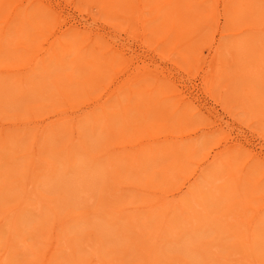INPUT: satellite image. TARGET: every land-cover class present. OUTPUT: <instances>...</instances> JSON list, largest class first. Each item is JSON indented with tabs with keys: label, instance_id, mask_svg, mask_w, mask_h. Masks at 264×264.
I'll return each instance as SVG.
<instances>
[{
	"label": "rangeland",
	"instance_id": "obj_1",
	"mask_svg": "<svg viewBox=\"0 0 264 264\" xmlns=\"http://www.w3.org/2000/svg\"><path fill=\"white\" fill-rule=\"evenodd\" d=\"M36 1H39L41 4L38 2L37 4L40 6L43 5L42 8L50 12L52 17L49 28L35 41L34 45L37 46V49L41 45H47V40L53 33L73 24L77 26V30L73 33L82 38L80 42L82 45L98 40L103 42L104 50L109 51L110 48L112 52H116L118 56L117 66L97 90L85 96L77 97L75 100H71V102L68 103L55 104L54 102L56 101L54 100L56 98L54 100H42L50 104V107L39 109L36 115L33 116L28 115L27 112H21V114L18 115L15 114L17 112L15 110H6L5 114L2 116L0 115V123L8 126L13 123H21L33 119L41 120L63 109L75 110L94 100L96 97L106 92L111 86L114 89L120 90V93L107 103L108 111L112 112L115 108L120 106L121 102H125L128 85L141 79V81H144L149 87H152L156 83L166 86L167 91L164 95L169 96L170 101L175 103V107H181L179 111L188 110V113L191 111L195 119L180 130H155L152 134L140 137L134 142L147 137L157 136L161 138V141L152 145L157 150H162L170 145L176 144L173 142L176 140H179L177 142L185 148L187 153L188 149L194 146H197V150L194 156L190 158L192 161L191 164H189V167L183 172V176L178 179L177 183L172 186H152L150 192L147 191L146 193L140 190V184L148 178L153 180L154 175L152 172L168 164V161L159 157L157 162L153 163V161L147 160V158L150 157V154H148L149 151L146 153L144 152L140 156H142V159H145L142 164L147 170L141 173V178L139 175L131 174L129 171H121V179L117 184L111 186L109 190L106 191L107 196L100 199V196L94 195L95 201L93 203V198L92 200L84 201L76 197L78 190H76L77 187L74 185V179L76 177V172L81 170V164L87 169L91 168L92 170L99 171L96 174L103 175L106 173L108 163L102 161L101 156L115 146L114 143L118 144L119 142V140L110 141L108 138L105 139L103 138L104 135L99 136L100 131L95 132L92 129L91 125L93 124V119L100 118L103 111L102 109H97L94 113L82 119H78L76 122L70 119L59 121L52 126L46 127L39 133H37L34 128L32 129V127H9L4 131L7 140L13 139L10 137L11 134H17V137L21 139L19 142H22L25 140V133H27L30 136V147L33 148V142L39 139L35 147L37 151H40L41 160L34 163L36 175L38 173L47 172L46 167L50 162L53 167L55 166L56 176L51 180L52 175H42L35 180L34 183L28 185L31 191V193L29 192L28 201H32L33 204L24 209L21 216L18 218L19 236L17 237L18 234H15L18 240L14 241V243H20V245L14 249L18 251L16 254L12 253V249L6 246V244L10 242L9 236L11 233L8 229V224H6L9 218L3 220V215H0V254L3 255L4 259L7 258L8 264L9 262L10 264H43L41 256L45 257V254L51 249L55 241L57 250L53 252L50 264H71L74 260L84 255L85 262L81 264H148L147 259L140 256L143 251L138 250V254L132 247L128 248L132 244L129 238L127 239L125 237V240H121L116 235L110 234L109 236L107 233L117 229L119 224H124L128 221V215L139 214L142 218L141 221L145 220L150 214V210L135 211L133 208L156 201L160 193L167 192L170 194L173 191H177L199 168V165L205 160L209 151L214 148L217 150V148L220 147L222 155L217 158L216 161L208 163L204 168L203 176L198 181L199 184L192 188L197 193L206 192L208 180L211 182L214 181V183L217 182L218 184L222 178L219 176V174L221 173L222 175L223 172V167H221L222 163L228 160L229 156L239 153L242 156L241 164L250 161L246 169L247 172L251 171V173H253L250 174V176L252 175L251 177H253L254 180L258 177L261 179L264 178V159H251L255 150H264V120L261 121L256 114L246 112L243 104L234 97H229V95H227L229 92H226V86L223 83V76H218L228 65L227 62L230 60L228 47L248 35L254 36V34H256L251 31H246L243 34H236L251 27L252 24L249 22H241L239 19L234 20L232 7L224 10L226 0H210L207 3L209 8L206 7L208 10L206 13L209 14V17L213 16L214 22L211 26L206 27L204 31L208 34V37L199 44L192 57L186 58L182 57V53L185 51V48H187L184 42L189 38L188 35L183 41L178 40V44H173L171 43V38L173 36L172 31L165 30L155 35L145 26V23L140 18H136L132 21L129 20L124 23H117V20L108 18L106 9L102 4L94 0L86 2L84 0ZM228 1L229 0H227V2ZM244 1L253 3L255 8L257 5L264 6V0ZM28 2L29 0H11L8 7L5 9L4 15L0 17V27L6 24V21L12 17L15 11H20L24 6L28 5ZM52 11H55L56 15ZM148 17L149 14H146L145 18ZM253 18L258 19L257 13ZM218 23L221 26L220 30L217 27ZM9 25L10 28L16 26L14 20ZM262 26L263 25H260V27ZM221 32L225 33L226 36L222 39V45L219 50L220 54L218 53V55H215L211 43L213 41L215 44H218ZM21 34V32L12 31L9 37L13 38L16 36L18 38ZM257 36H259L258 39L263 37L262 40L264 43V31ZM67 38H69V36ZM34 54L29 55L28 59L18 61L15 64H8V60L4 61V57L0 58V61L3 62V64H0V70L13 71H0V81L6 78L8 79V83L11 84L13 80L21 78L22 75H24L25 80L31 79L41 88V81L46 80L48 84H51V80L56 79L57 73L59 72H71L74 74V77L78 79L84 74L79 69L74 68L76 63L73 64L70 61L72 57L67 58V62L62 65L57 61L55 56L49 52L42 56L44 57L43 60L41 59L34 69H28L21 74L17 73L18 69H22L30 64V60L34 57ZM257 65L258 69L264 68V62L262 61ZM45 67L50 70L48 72V78L44 76ZM260 93L264 95V90H261ZM39 96L43 97V95ZM94 114L97 115L96 118H94ZM99 121L103 124V120ZM154 121L152 120V122ZM200 128H204L205 130L204 132L200 131L196 137L181 139L182 135L192 133ZM54 130L60 132L58 138H62L61 142H64L63 144H74L75 157L70 163L65 159L67 151L64 150L62 143H60L53 134L52 131ZM166 137H169V139L166 140ZM176 137H178V139H176ZM235 142L238 144L236 148L228 147ZM106 143L108 144L104 146ZM132 143L133 142H131V144ZM13 144L14 143H11V141L7 142L8 147ZM51 145L56 146L51 149ZM88 149H91V153L89 152V155L86 157V151ZM131 151L134 152L131 149L127 150L126 153L119 154L129 158L130 155L128 154H130ZM180 151L178 154H180ZM52 152L54 156L50 155ZM118 152L121 151H114L112 153ZM27 155V150L16 152L14 158L11 160L10 166H15L17 162L24 161ZM6 166L8 167L7 164ZM4 167L5 165L0 167V170L3 172ZM214 171L217 172V177L215 175L211 177ZM235 171L236 168L234 167L233 172ZM224 173L227 174L226 172ZM109 175H112V173L109 172L107 176ZM18 179L19 176L16 175L12 178V181ZM104 180L106 181V178H104ZM49 181L50 185L53 183L52 186H49ZM55 183L56 185H54ZM216 186H223L225 190L229 192V187L233 186V183H231V181L226 183L225 181ZM121 187L122 190L119 189ZM262 187L263 188L258 190L254 195L255 200L252 206L255 208L264 207V179ZM25 192L26 191H24V193H22V191L18 192V194L21 195V200L27 195ZM56 198L61 199V202L56 205L54 210L59 212V218L51 209L50 204H48L52 203L51 201L56 200ZM26 201L27 198L22 202V206H24ZM238 201L242 202L243 198H238ZM230 202L231 201H229V203ZM6 204L10 207L9 210L11 206H14V202H6ZM224 204L226 205V201L223 203H210L209 206L206 205L208 210L211 211L210 217L205 215L204 209L201 210L202 206H196L191 201L190 195L185 196L183 206L178 207L177 205L174 208H165V210L173 211L171 217L176 218L174 223H177L179 226H177L179 229L177 230L180 237L178 238V236L176 237L169 232H165L162 237L158 239V248L161 249L158 252V254H160L159 264H170L171 262L178 264V255L183 258V261L187 264H249L247 260L235 259L237 254L222 256L224 251H232L230 250L233 249L232 244L237 240V236H232V233L226 232V229L222 227L225 224L222 222L223 219L221 221V219L217 218L220 211L225 212L228 209V206L223 209ZM41 205L43 206L41 207ZM110 207L113 209L126 208L127 211L122 213V219H118V216L116 213L112 212ZM16 212L11 214L10 219L16 216ZM254 213V210H249L246 213L245 219L251 220ZM199 215H204L205 217L202 216L201 219ZM193 216L198 217V223ZM52 217L53 219L50 220V223L45 228V231H48L49 234L47 242H39L38 235L40 234V230L33 233L34 227L41 224L42 220H47ZM154 223H156V220H150L146 230H151ZM253 226H255L257 230H264V208L259 213ZM244 227L245 230L243 232L247 233L249 228L247 225ZM230 229L232 230V227ZM129 232L134 234L132 231ZM241 236L242 234H239V237ZM90 237L95 238V240H103V245L105 246L102 249V256H100V258L96 256V254H93L90 250L91 248L87 246ZM58 238L60 239L59 242L57 241ZM70 239V243L75 249L74 251H70L65 244H59L60 242L63 243V241H69ZM22 240H24L26 244H32L36 249H40L38 250L40 254L37 256L23 252L25 246L21 244ZM149 240V236L144 237L143 241L147 248L152 244ZM210 240H213L217 245L223 243L229 248L226 250H219L220 246H214L212 248L210 247V250L203 249L202 245ZM135 241H140V239L136 238ZM260 241L261 242L256 245L257 250L250 256L255 260L257 258L264 260V234L260 236ZM153 242H157V240L153 238ZM223 244L220 245L225 247ZM112 248L117 249L115 251L120 254H122L121 251H124L121 249L126 248L128 249V254H122V257L117 259V261L114 260L110 262V256L106 253ZM88 250L90 251L88 252ZM216 251L220 253L217 254ZM174 255L175 258L173 257ZM221 257H225V260L221 259L219 262H216Z\"/></svg>",
	"mask_w": 264,
	"mask_h": 264
},
{
	"label": "bare ground",
	"instance_id": "obj_2",
	"mask_svg": "<svg viewBox=\"0 0 264 264\" xmlns=\"http://www.w3.org/2000/svg\"><path fill=\"white\" fill-rule=\"evenodd\" d=\"M10 1L11 0H0V17L4 15L5 9L8 7ZM84 1L86 2L89 0ZM94 1L102 4L106 9L108 18L117 20V23H124L129 20L132 21L136 18H140L145 23V26L155 35L160 34L165 30L172 31L173 36L171 38V43L173 44H178V40L183 41L188 35L189 38L184 42L187 48H185V51L182 53L183 58L192 57L195 49L198 48L199 44L208 37V34L204 32L206 27L211 26L214 22L213 16L209 17V14L206 13L208 11L206 7L209 8L207 3L210 0ZM37 2L41 4L39 1L29 0L28 5L24 6L20 11H15L12 14V17L6 21V24L3 27H0V58L4 57V61L8 60V64H15L18 61L28 59L29 55L35 53L28 66L17 70V73L21 74L28 69H34L36 64H38L41 59L43 60L44 57L42 56L49 52L54 55L57 61L62 65L67 62V58L72 57L70 61L73 64L76 63L74 68L79 69L84 74L78 79L75 78L74 74L71 72H59L57 73L56 79L51 80V84H48L46 80L41 81V88L40 86H37L35 81L31 79L25 80L24 75H22L21 78L13 80L11 84L8 83V79L4 78L3 81H0L1 116L5 114L6 110H15L17 111L15 114L18 115H20L21 112H27L28 115L33 116L36 115L39 109L50 107V104H47L42 100H54L56 98L54 100L56 101L54 102L55 104L68 103L71 102V100H75L77 97L85 96L90 92L97 90L117 66L118 56L116 52H112L109 47V51L104 50L103 42L98 40H95L96 42L91 41V43L89 42L86 45H82L80 43L82 38L73 33L77 30V26L73 24L53 33L52 36L48 38L47 45H41L37 49V46L34 45L35 41L39 36L46 32L52 19L50 12L44 10L42 8L43 5L40 6ZM230 7H232L234 12V20L239 19L241 22H249L252 24L251 27L236 34H243L246 31L255 32L256 34H254V36L248 35L228 47L230 60L227 62L228 65L218 74V76H223L224 78L223 83L226 86V92H229L227 95H229V97H234L243 104L246 112L256 114L259 116V119L263 121L264 95H261L260 92L261 90H264V68L258 69L257 64H259L260 61L264 62V43L262 40L263 37L258 39L259 36L257 35L264 31V6L257 5L255 8L253 3H248L244 0H229L228 2L226 0L224 10H227ZM52 12L56 15L55 11ZM256 13L258 19L253 18ZM146 14H149L148 18H145ZM13 20L16 26L10 28L9 24ZM260 25L263 26L260 27ZM217 27L220 30L221 26L219 23L217 24ZM12 31L21 32L22 34L18 38L16 36L13 38L9 37ZM68 36L69 38H67ZM225 36L226 34L221 32L218 44H215V42L212 41V50L215 51V55H218V53L220 54L219 50L222 45V39ZM1 63L3 64V62L0 61V64ZM10 71L13 72L12 70H4L1 72ZM49 71L50 70L45 67L44 76L47 78ZM127 88L128 92L125 102H121L120 106L115 108L112 112L108 111L107 103L114 96L118 95L120 90L114 89L111 86L106 92L78 109H63L41 120L33 119L26 122L13 123L8 126L0 123V167L5 165L4 172L0 170V215H3V220L9 218L6 224H8V229L11 233L9 236L10 242L7 243L6 246L7 248L9 247L12 249V253H18V251L14 249L20 245V243H14V241L18 240L16 239L15 234H18L17 237L19 236L18 218L21 216L24 209L33 204L32 201H28L29 192L31 193L28 185L34 183L35 180L42 175H52L51 180L54 179L56 176V169L55 166L53 167L49 162L46 167L47 172L38 173L36 175L34 163L41 160L40 151H37L35 147L39 139H36L33 142V148L30 147V136L27 133H25L24 136L26 137L22 142H19L21 139L17 137V134H11L10 137L13 139L7 140L4 131L9 127H32V129L34 128L37 133H39L46 127L52 126L59 121L70 119L76 122L78 119H82L94 113L97 109L103 110L100 118L93 119L91 127L95 132L100 131L99 136L104 135L103 138L105 139L108 138L110 141L119 140V142L118 144L114 143L115 146L109 150L111 152L107 151L101 156L102 161L108 163V169L103 175L96 174L99 171L92 170L91 168L87 169L83 167L82 164L80 165L81 170L76 172V177L74 179V185H76V190H78L76 197L78 199L80 198V200H92L93 198L92 201L94 203V195L100 196V199L106 197V191L109 190L111 186L117 184L121 179V171H129L131 174H137L141 178V173L145 172L147 168L142 164L145 159H142V156L140 155L148 151L150 157H148L147 160L155 163L159 157H162L168 161V164L152 172L154 175L153 180L150 178L146 179L140 184L141 189H138L146 193L147 191L150 192L152 186H172L183 176V172H185L189 167V164L192 162L190 158L196 153L197 146L188 149L187 153L185 148L177 142L179 140L173 141L176 144L178 143L177 145H170L162 150H157L152 146L161 141V138L157 136L147 137L137 142L134 141L140 137L152 134L155 130H180L194 121V114L191 113V111L188 113V110L179 111L181 107H175V103L170 101L169 96L164 95L167 91L166 86L156 83L152 87H149L140 79L128 85ZM39 95H43V97H40ZM96 117L97 115L94 114V118ZM99 120H103V124ZM152 120L155 121L152 122ZM204 130V128H200L192 133L182 135L181 139L196 137L200 131L204 132ZM52 132L60 143H62V138H58L60 132L56 130ZM168 139L169 137H166V140ZM176 139H178V137H176ZM10 141L14 144L8 147L7 142ZM131 142L133 143L131 144ZM63 143L64 150L67 151L65 159L70 163L75 157L74 144L70 143L65 145ZM107 144L108 143L104 146ZM56 145H51V149ZM237 146L238 144L235 142L228 147L236 148ZM131 149L134 152L131 151V153L128 154L130 155L129 158L119 154L126 153L127 150ZM20 150H27L28 155L26 159L22 162H17L15 166L11 167V160L14 158L16 152ZM114 151L121 152L112 153ZM179 151L180 154H178ZM89 152L91 153V149L86 151V157L89 155ZM50 155L54 156V153L52 152ZM221 155L222 152L220 147H218L217 150L214 148L209 151L205 160L199 165V168L190 178H188L187 182H184V184L179 187L177 191H173L170 194L167 192L160 193L156 201L144 206L133 208L135 211H142L145 209L150 210V214L145 220L141 221L142 218L139 214L128 215V221L124 224H119L117 229L108 232L107 235H116L121 240H125V237L127 239L129 238L130 241H132V244L128 248L132 247V249L136 250L138 254V250L143 251L140 256L146 258L148 264H159L160 254H158V252L161 249L158 248V239H160L165 232H169L176 237L178 236V238L180 237L178 232L179 226L177 223H174L176 218L171 217L173 211L165 210V208H174L177 205L178 207L183 206L185 196L190 195L191 201L196 206H202L201 210L204 209L205 215L210 217L211 211L208 210L206 205L209 206L210 203H223L226 201V205L224 204L223 209L227 206L228 209L225 212L220 211L217 218L221 219V221L223 219L222 222L225 224L222 227L226 229V232L232 233V236H237V240L232 244L233 249H230L232 251H224L222 256L237 254L235 259L247 260L249 261V264H264V260L258 258L255 260L250 257L252 253L257 250L256 245L261 242L260 236L264 234V230H257V228L253 226L259 213L264 207L255 208L252 206L253 201L255 200V193L263 188L262 182L264 178L261 179L258 177L254 180L253 177H251L252 175L250 176V174L253 173H251V171L247 172L246 170L250 161L241 164L242 156L239 153L229 156L228 160L222 163L221 167H223V172L222 175L221 173L219 174L222 178L218 184L225 181L226 183L231 181L233 186L229 187V192H227L223 186L217 187V182L214 183V181L211 182L210 180L207 181L208 188L206 192L197 193L192 189L199 184L198 181L203 176V171L206 165L211 161H216ZM251 159H264V150H255ZM234 167L236 168L235 172H233ZM109 172H111L112 175L107 176ZM212 174L213 175H211L210 172L211 177L214 175L217 177V172L214 171ZM16 175L19 176V179L12 181V178ZM104 178H106V181ZM48 183L49 186L53 185V183L50 185V181ZM54 185H56V183ZM119 189L122 190V187ZM23 190L26 191L25 194L27 195L21 200V195L18 194V192L22 191V193H24ZM240 197L243 198L242 202L238 201V198ZM26 198L27 201L24 206H22V202L25 201ZM229 201L231 202L229 203ZM6 202H14V206H11V209L9 210L10 207L7 206ZM51 202L52 203L48 204H50L51 209L54 211L56 205L61 202V199L56 198V200ZM42 206L43 205H41V207ZM110 209L113 213H116L118 219H122V213L127 211L126 208L113 209L110 207ZM249 210L255 211L251 220L245 219L246 213ZM15 212L16 216L13 219H10L11 214ZM54 213L59 218V212L56 210ZM202 216L204 215H199L201 219ZM53 217L47 220H42L41 224L34 227V230L32 231L33 233L40 230V234L38 235L39 242H47L49 234L48 231H45V228ZM193 217H195V220L198 223V217ZM150 220H156V223L153 224L151 230H146ZM245 225L249 228L247 233L243 232L245 230ZM231 227L232 230L230 229ZM129 231L134 232V234ZM239 234H242V236L239 237ZM145 236H149V241L152 243L148 248L143 241ZM136 238L140 239V241H135ZM153 238H155L157 242H153ZM59 240L60 239L58 238L57 241L59 242ZM70 242L71 239L69 241L65 240L63 243L60 242L59 244H65L70 251H74L75 249ZM21 244L25 246L23 252L37 256L40 254L38 251L40 249H36L32 244H26L24 240L21 241ZM220 244L222 245L223 243L217 245L213 240H210L201 245L205 250H210V247L212 248L214 246H220L219 250H226L229 248L224 244L225 247ZM87 246L91 248L90 250L93 254H96L99 258L102 256L101 252L105 246L103 245L102 239L95 240V238L90 237ZM56 250L57 247L55 241L53 242L51 249L45 254V257L41 256L43 264H50L51 256ZM90 250H88V252ZM115 250L117 249L112 248L106 253L110 256V262H113L114 260L117 261V259L122 257V254H128V249L126 248L121 249L124 250L121 251L122 254ZM216 253L219 254L220 252L216 251ZM173 257L175 258V255ZM84 258L85 255L74 260L71 264H81L85 262ZM221 259L225 260V257H221L216 262H219ZM1 263L8 264L7 258L4 259L2 254H0V264ZM170 264L176 263L171 262ZM178 264L187 263L178 255Z\"/></svg>",
	"mask_w": 264,
	"mask_h": 264
}]
</instances>
